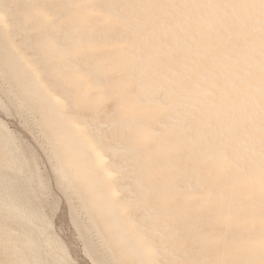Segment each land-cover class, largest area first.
<instances>
[{"label":"bare ground","instance_id":"bare-ground-1","mask_svg":"<svg viewBox=\"0 0 264 264\" xmlns=\"http://www.w3.org/2000/svg\"><path fill=\"white\" fill-rule=\"evenodd\" d=\"M259 3L0 0V109L33 116L94 264L264 260ZM23 143L0 121V264H76Z\"/></svg>","mask_w":264,"mask_h":264},{"label":"rangeland","instance_id":"rangeland-1","mask_svg":"<svg viewBox=\"0 0 264 264\" xmlns=\"http://www.w3.org/2000/svg\"><path fill=\"white\" fill-rule=\"evenodd\" d=\"M30 115L31 114L28 112L17 114L15 112L8 113L0 109V121L2 123L4 122L14 135L16 137L18 136L25 143L23 144L27 153H34L35 160L40 166V172L43 174L48 187V194L45 196L42 204L45 212L52 221L53 230L55 229L54 233L67 246L69 254L76 264H94L93 257L88 251L85 253L87 249L84 241L72 222L70 204H73L77 208L80 215H82L83 212L77 207L75 199H72L71 202H69L62 191L57 187L43 136L40 132L38 133V127L36 123H34L35 121H33V116ZM52 203L54 204V208L52 207ZM94 241L98 246L99 251L102 254H105L99 240L94 238ZM106 264H115V262L107 258Z\"/></svg>","mask_w":264,"mask_h":264},{"label":"snow or ice","instance_id":"snow-or-ice-1","mask_svg":"<svg viewBox=\"0 0 264 264\" xmlns=\"http://www.w3.org/2000/svg\"><path fill=\"white\" fill-rule=\"evenodd\" d=\"M249 5H255V4H244L240 6L247 7ZM259 8H260V14H261L262 21H264V0H260ZM262 156H264V152H262ZM8 264H28V262L23 261V260H10ZM261 264H264V260H262Z\"/></svg>","mask_w":264,"mask_h":264}]
</instances>
